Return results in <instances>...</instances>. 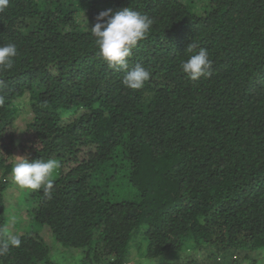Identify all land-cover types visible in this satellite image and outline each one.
<instances>
[{
	"label": "trees",
	"instance_id": "obj_1",
	"mask_svg": "<svg viewBox=\"0 0 264 264\" xmlns=\"http://www.w3.org/2000/svg\"><path fill=\"white\" fill-rule=\"evenodd\" d=\"M125 7L154 21L128 61L151 72L139 90L90 30ZM8 43L0 237L14 165L60 167L51 199L23 191L22 243L0 264H58L43 230L77 264H264V0H10ZM200 48L211 74L192 81L181 64Z\"/></svg>",
	"mask_w": 264,
	"mask_h": 264
},
{
	"label": "clouds",
	"instance_id": "obj_2",
	"mask_svg": "<svg viewBox=\"0 0 264 264\" xmlns=\"http://www.w3.org/2000/svg\"><path fill=\"white\" fill-rule=\"evenodd\" d=\"M10 0H0V12L8 8ZM106 18V19H105ZM96 23L90 28L99 49V57L113 69H124L125 74L122 84L133 90L144 88L145 82L150 79L151 72L144 66L136 64L129 69V58L132 50L138 42L147 38L154 23L153 19L130 7L117 10L111 9L101 11L96 17ZM193 45H189L191 51ZM17 47L13 43L0 46V71L10 70L14 66L17 57ZM212 60L205 48L191 55L182 62L181 70L192 81L202 76L211 74ZM7 84L0 79V92L6 89ZM0 97V104H3ZM60 167L59 161L55 159L29 161L28 158L19 160L12 168V175L17 185L22 189H43L48 199L52 198L54 190V173ZM6 239L0 237V256L8 253L10 248L21 246L22 240L19 235L4 232Z\"/></svg>",
	"mask_w": 264,
	"mask_h": 264
},
{
	"label": "rangeland",
	"instance_id": "obj_3",
	"mask_svg": "<svg viewBox=\"0 0 264 264\" xmlns=\"http://www.w3.org/2000/svg\"><path fill=\"white\" fill-rule=\"evenodd\" d=\"M199 12H202V8H198ZM79 20L83 25H86L87 20L84 19V15L81 14ZM19 154V150L17 151ZM25 189L20 188L14 181V184L9 188L6 193L9 203V221L7 223L8 233L16 234L21 232V228L25 226L24 222L27 220L26 209L21 208L22 206L17 205L19 203V198L23 195ZM43 236L46 238L52 250V260L58 264H77V262L72 263L75 259L74 252L70 249L63 248L54 239L51 233L47 230L42 231ZM187 252L182 253L185 256Z\"/></svg>",
	"mask_w": 264,
	"mask_h": 264
}]
</instances>
